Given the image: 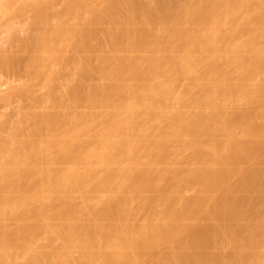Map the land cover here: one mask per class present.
<instances>
[{"label":"bare ground","instance_id":"bare-ground-1","mask_svg":"<svg viewBox=\"0 0 264 264\" xmlns=\"http://www.w3.org/2000/svg\"><path fill=\"white\" fill-rule=\"evenodd\" d=\"M0 264H264V0H0Z\"/></svg>","mask_w":264,"mask_h":264},{"label":"rangeland","instance_id":"rangeland-1","mask_svg":"<svg viewBox=\"0 0 264 264\" xmlns=\"http://www.w3.org/2000/svg\"><path fill=\"white\" fill-rule=\"evenodd\" d=\"M4 88H5V86L4 85L1 86V82H0V90L4 89Z\"/></svg>","mask_w":264,"mask_h":264}]
</instances>
